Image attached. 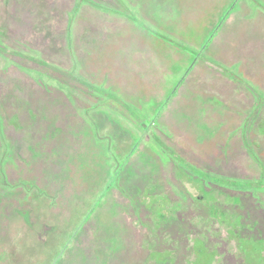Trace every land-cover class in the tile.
Masks as SVG:
<instances>
[{"label":"rangeland","instance_id":"374dc122","mask_svg":"<svg viewBox=\"0 0 264 264\" xmlns=\"http://www.w3.org/2000/svg\"><path fill=\"white\" fill-rule=\"evenodd\" d=\"M221 2L0 0V264H264V0Z\"/></svg>","mask_w":264,"mask_h":264},{"label":"crops","instance_id":"0c3cea01","mask_svg":"<svg viewBox=\"0 0 264 264\" xmlns=\"http://www.w3.org/2000/svg\"><path fill=\"white\" fill-rule=\"evenodd\" d=\"M220 1H222L221 2V4L219 5V6H217V8H216V13H218V14H220V17L218 18V22H217V24H219L220 23V18H221V14H222V9H223V7L225 6V5H228L229 7H232L233 6V3L235 2V0H233V1H231V0H220ZM239 2V1H238ZM238 4V3H237ZM264 5V4H263ZM235 6V5H234ZM233 6V7H234ZM232 9V8H231ZM231 9H228L227 11H228V14H230L231 13ZM227 14V15H228ZM229 19H230V17L228 16L223 22H221L220 23V25L218 26V28H214V27H216L215 26V24L212 26V30L215 32L214 33V36L216 35V33L218 32V30L220 31V33L218 34V36H217V39H219V40H223V35H222V31L224 30V28L227 26V24H228V21H229ZM217 21V20H216ZM143 36V37H142ZM140 38H145L144 39V41H142V42H144L145 43V46H148L147 44L149 43V37L145 34V35H141L140 36ZM140 40H142V39H140ZM139 40V41H140ZM156 40H158V39H156ZM156 40H153L152 39V43H149L150 45L149 46H151V45H153V41H156ZM216 41V40H215ZM222 42V41H221ZM162 43V42H161ZM214 44V42L213 43H209L208 44V46L206 47L207 49H205V53L204 54H206V50H208V48H210V46L211 45H213ZM215 44H217L218 45V43H215ZM138 45V44H137ZM219 45H223V44H219ZM223 46H225V48H229V47H227L226 45H223ZM191 47H192V45H191ZM230 50V49H229ZM230 52H231V50H230ZM229 52V53H230ZM232 55H235V54H233L232 53ZM212 56V55H211ZM237 56L239 57L240 56V54L238 55L237 54ZM208 60H209V62H211V63H214V64H216V65H218V66H221L222 67V65L220 64V63H218V61L217 60H215L214 58H212V57H209L208 58ZM201 62L202 61H199V59L197 58L196 60H195V62H194V64L191 66V68L189 69V72L186 74V76H185V78L181 81V83H180V85H179V87H178V90H176L177 92H181V91H183V90H185L184 88L186 87V86H190L189 85V83H188V81H189V79H190V74H191V72L193 71V70H195V68L197 67V65H199V64H201ZM206 63V64H205ZM202 64H203V62H202ZM208 64L209 63H207V62H204V64H203V66H205V68H207V69H209L208 71L210 72V73H212V70H213V68L215 69V67L213 66V65H211L210 67L211 68H209V67H207L208 66ZM233 69V68H232ZM200 71V70H199ZM199 71H197V72H199ZM215 71V70H214ZM213 74V73H212ZM215 74H218L217 72H215ZM243 74V73H242ZM242 74H239L238 73V75H240L241 77H243V78H245V76H244V74L242 75ZM219 75V77H218V79H222V83H225L226 82V84H227V82L228 81H230V80H228V79H225V78H223L220 74H218ZM263 77H264V75L263 76H260V75H257V79L258 80H255V81H261V80H264L263 79ZM194 80L192 81V84H193V86H199V84H198V82H196V79L195 78H193ZM231 83H232V81H230ZM235 85V84H234ZM229 86H231V85H229ZM236 86V85H235ZM260 86V85H259ZM233 87V86H232ZM264 87V86H263ZM263 87L262 86H260V87H258L259 88V90L261 91V92H263L264 91V89H263ZM245 88V90L249 93V92H252L250 89V87H248V86H245L244 87ZM173 89V88H172ZM258 90V89H257ZM258 90V91H259ZM176 91H174V93L176 92ZM259 91V92H260ZM261 92H260V94L259 95H261V96H263V94H261ZM202 95H203V93H202ZM198 96H200V95H198ZM261 96H260V100H261ZM203 97H205V96H200V100H201V102H203ZM218 97V96H217ZM217 97H215V95H213L212 96V98H217ZM211 98V99H212ZM211 99H210V102H211ZM217 99H219V100H221V101H225L224 99H220L219 97L217 98ZM261 102H263V104L262 103H260V101L258 100H255V98H254V100H253V102H252V104H251V106H250V110H252V109H258L259 108V106H261V114L264 116V100H262ZM229 104L230 105H233L232 103H231V101H229ZM230 108H231V106H230ZM229 108V109H230ZM231 110V109H230ZM211 113L212 111L211 110H209L208 109V112H206L205 113V116H207V113ZM230 114V113H229ZM233 114H235V113H233ZM241 118H242V116H241ZM250 118V116L249 115H247V116H245V118H243V120H248ZM217 120L218 119H221L219 122V126H224V127H227V126H231V125H236V124H239V123H236V124H233L238 118L237 117H235L234 115H233V117L231 116V114L230 115H227V116H224V115H222L220 118H216ZM209 120H211V117L209 118V119H207V120H205L204 122H203V124H199V125H205V126H207V125H209ZM214 120V119H213ZM197 121H201V118L200 119H198ZM205 123V124H204ZM242 124V122L239 124V125H241ZM6 207V206H5ZM5 214H9V211L7 210V209H3V215H5ZM16 221H18V219L16 220Z\"/></svg>","mask_w":264,"mask_h":264},{"label":"trees","instance_id":"16d2710c","mask_svg":"<svg viewBox=\"0 0 264 264\" xmlns=\"http://www.w3.org/2000/svg\"><path fill=\"white\" fill-rule=\"evenodd\" d=\"M82 1H86V0H78V2H82ZM124 2V4L126 5V1H123ZM127 6V5H126ZM129 7V6H128ZM4 36H5V33H4V30H2V28H0V44L3 42V38H4ZM4 45H6V43H4ZM8 61H10V59H7ZM253 117V115H250V118H252ZM264 117V116H263ZM250 118H249V120H250ZM249 120H246V122L247 121H249ZM264 120V119H263ZM248 123V122H247ZM245 124V126L246 125H249V124ZM262 123V122H261ZM244 126V127H245ZM263 128H260V130H261V133L262 134H264V121H263ZM261 126V127H262ZM200 127H203V125H201ZM245 131H247V130H245ZM175 163L177 164V165H179V166H182V161L180 160V159H178V158H175ZM177 165H175L177 168H179V166H177ZM232 182V183H231ZM230 183L231 184H234V186H242V185H248V186H253V187H259V181H256V180H251V181H246V180H232V181H230ZM229 183V184H230Z\"/></svg>","mask_w":264,"mask_h":264}]
</instances>
